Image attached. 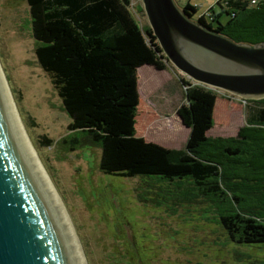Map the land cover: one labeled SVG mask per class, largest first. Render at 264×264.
Returning a JSON list of instances; mask_svg holds the SVG:
<instances>
[{
    "label": "trees",
    "instance_id": "obj_1",
    "mask_svg": "<svg viewBox=\"0 0 264 264\" xmlns=\"http://www.w3.org/2000/svg\"><path fill=\"white\" fill-rule=\"evenodd\" d=\"M134 1L27 0L35 58L72 119L65 141L101 148L105 175L192 182L202 198L218 204L219 223L233 243L264 244V99L244 102L246 123L236 136L212 137L207 131L223 95L181 78L186 103L177 115L190 132L186 146L139 137V69L165 70L168 59L147 21H139L146 14ZM215 2L200 15L198 5L181 8L232 41H264V0Z\"/></svg>",
    "mask_w": 264,
    "mask_h": 264
},
{
    "label": "rangeland",
    "instance_id": "obj_2",
    "mask_svg": "<svg viewBox=\"0 0 264 264\" xmlns=\"http://www.w3.org/2000/svg\"><path fill=\"white\" fill-rule=\"evenodd\" d=\"M215 1L176 3L180 8L187 3L198 5L200 15ZM134 3L142 5L141 0ZM30 16L27 0H0V70L62 200L84 258L82 264H264V244L233 243L219 223L218 204L202 198L192 182L105 175L99 168L101 148L65 141L72 134L67 128L72 119L50 75L41 70L35 58ZM145 20L147 16L139 21L143 24ZM168 68L172 72L148 75L144 68L138 73L145 110H157L158 104L146 101L154 92L158 98L165 96L161 101L170 112L185 101L186 87L177 79H189L171 62ZM217 92L223 97L215 102L214 127L208 135L236 136L246 123L244 101L223 90ZM41 136L52 142L45 144ZM157 136L178 149L184 148L183 141L189 138L183 130ZM73 145L76 148L70 150Z\"/></svg>",
    "mask_w": 264,
    "mask_h": 264
},
{
    "label": "water",
    "instance_id": "obj_3",
    "mask_svg": "<svg viewBox=\"0 0 264 264\" xmlns=\"http://www.w3.org/2000/svg\"><path fill=\"white\" fill-rule=\"evenodd\" d=\"M165 57L185 77L214 90L264 99V41L239 43L193 20L176 0H141ZM0 99V264H72Z\"/></svg>",
    "mask_w": 264,
    "mask_h": 264
},
{
    "label": "bare ground",
    "instance_id": "obj_4",
    "mask_svg": "<svg viewBox=\"0 0 264 264\" xmlns=\"http://www.w3.org/2000/svg\"><path fill=\"white\" fill-rule=\"evenodd\" d=\"M11 94V90L6 85L5 77L0 70V99L3 104V110L11 125L13 137L18 144V149L22 152L24 161L29 167L30 175L35 180L37 189L41 193L46 205H48L53 219H55L60 227L59 229L63 234L72 264H82L84 258L80 254V246L76 242L77 240L75 239L70 220L61 202L62 200L38 156L37 149L34 148L35 146L28 136L22 119L16 111Z\"/></svg>",
    "mask_w": 264,
    "mask_h": 264
},
{
    "label": "crops",
    "instance_id": "obj_5",
    "mask_svg": "<svg viewBox=\"0 0 264 264\" xmlns=\"http://www.w3.org/2000/svg\"><path fill=\"white\" fill-rule=\"evenodd\" d=\"M144 68L146 69L148 75L149 74L153 75L154 73L155 74L159 73L158 75H160L162 73L166 74L168 72H172L169 70V68L165 69V70H159L157 67L148 66V65L142 66V68L139 69V72ZM149 69H152V71ZM167 76L169 77L171 75L168 74ZM138 77H139V75H138ZM173 77L175 79H177L174 76V74H173ZM177 81L179 82L180 85H182L180 83L179 79H177ZM139 86H140V77H139ZM139 86H138V91L140 93V99H139L140 105H139V112L137 115V117H138L137 118V125H135V130H137V135L139 137L143 136L144 140H146V141H149V142L153 141V142H156V144L160 143V144H163L169 148L178 149L177 147L169 145L168 142H166V141L164 142L162 138L157 136V134L158 133H166V132H168L169 134H171V133H173V134L178 133L179 134L180 130H183V132H186L187 135H189V130L183 124L182 119L180 117H178V115H177L179 108H177L173 112H170L169 108L163 107L164 105L162 104V101H161V100H163V98L165 96L158 98L154 92V96H153V93L148 94L146 101L148 102V104L151 102L153 103V101L156 104H158V105H156L158 113H156L157 115L154 114L157 110H155V109L153 110L151 107H149L150 110H145L143 104H141L142 91H140ZM167 87H170V85L168 84ZM168 89H170V88H168ZM171 94H172V92H171ZM184 99H185L184 103H186L185 96H184ZM147 136H149L150 139ZM187 138H186V140H187ZM186 140L183 141L184 145H185ZM180 143H182V141Z\"/></svg>",
    "mask_w": 264,
    "mask_h": 264
},
{
    "label": "flooded vegetation",
    "instance_id": "obj_6",
    "mask_svg": "<svg viewBox=\"0 0 264 264\" xmlns=\"http://www.w3.org/2000/svg\"><path fill=\"white\" fill-rule=\"evenodd\" d=\"M196 21L198 20V17H196V19H195ZM168 63H169V61L167 62V65H168Z\"/></svg>",
    "mask_w": 264,
    "mask_h": 264
}]
</instances>
